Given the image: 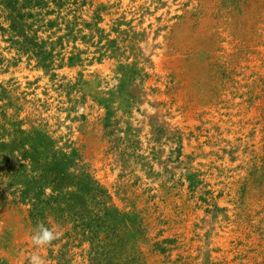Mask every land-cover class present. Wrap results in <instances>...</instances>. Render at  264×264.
<instances>
[{
  "label": "rangeland",
  "instance_id": "obj_1",
  "mask_svg": "<svg viewBox=\"0 0 264 264\" xmlns=\"http://www.w3.org/2000/svg\"><path fill=\"white\" fill-rule=\"evenodd\" d=\"M34 251L264 264V0H0V264Z\"/></svg>",
  "mask_w": 264,
  "mask_h": 264
},
{
  "label": "clouds",
  "instance_id": "obj_2",
  "mask_svg": "<svg viewBox=\"0 0 264 264\" xmlns=\"http://www.w3.org/2000/svg\"><path fill=\"white\" fill-rule=\"evenodd\" d=\"M59 235V231L49 228L43 223H39L36 225L31 235V241L36 249H40L49 245L53 240L57 239ZM28 264H47V262L45 258L39 254V251H34L29 257Z\"/></svg>",
  "mask_w": 264,
  "mask_h": 264
}]
</instances>
